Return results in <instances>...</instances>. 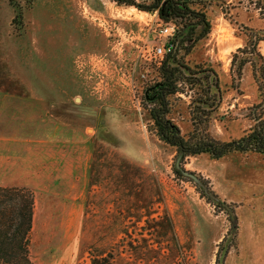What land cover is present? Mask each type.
I'll use <instances>...</instances> for the list:
<instances>
[{"label":"rangeland","instance_id":"rangeland-1","mask_svg":"<svg viewBox=\"0 0 264 264\" xmlns=\"http://www.w3.org/2000/svg\"><path fill=\"white\" fill-rule=\"evenodd\" d=\"M232 13L213 7L211 32L188 55L217 71L222 100L200 128L221 139L249 128L260 102L251 67L239 81L231 65L246 26L264 29V20L243 8ZM175 30L157 13L113 0H0V90L34 95L35 150L49 138L51 149L76 150L82 163L75 200L69 183L52 181L58 160L27 186L34 264H264V154L182 159L214 198L176 172L177 148L142 105L144 88L160 77L148 52ZM190 94L172 95L168 115L186 136L195 126Z\"/></svg>","mask_w":264,"mask_h":264},{"label":"trees","instance_id":"trees-1","mask_svg":"<svg viewBox=\"0 0 264 264\" xmlns=\"http://www.w3.org/2000/svg\"><path fill=\"white\" fill-rule=\"evenodd\" d=\"M113 1L157 13L160 20L175 26V34L170 38L172 46L159 61L160 77L144 88L142 99L159 137L175 146L179 154L183 152L182 159L201 153L213 158L233 152L264 154V54L260 49L264 29L246 26L249 31L246 44L238 48L232 58L233 79L241 81L246 67H251L260 96V102L251 109L253 124L238 137L221 139L206 128H200L212 121V113L220 106L223 95L217 71L204 63L193 64L188 58L195 44L211 32L213 7H218L225 16L235 15L232 9L243 8L257 12L264 20V0H235L234 4L227 0ZM190 91L195 126L186 136L168 115L172 107L170 97ZM175 170L182 175L177 168ZM33 214L34 195L30 189L0 187V264H34L29 249Z\"/></svg>","mask_w":264,"mask_h":264},{"label":"crops","instance_id":"crops-1","mask_svg":"<svg viewBox=\"0 0 264 264\" xmlns=\"http://www.w3.org/2000/svg\"><path fill=\"white\" fill-rule=\"evenodd\" d=\"M23 92L18 93L16 88L7 90L5 87L0 90V187H30L35 182L36 176L41 179L40 174L49 173L51 160L53 167L58 166V160L62 163L61 168H58L60 173L56 180L52 181L69 183V188L65 184V189L74 194L69 193L66 196L75 200L76 189L81 193L82 188L80 155H76V150L72 154L69 149H63V153L51 149L49 138L42 139V146L45 147L35 150L32 137L35 98L32 93L28 94V90ZM41 107L44 116V108ZM45 108V113H48V106ZM45 116L48 117L47 114Z\"/></svg>","mask_w":264,"mask_h":264},{"label":"water","instance_id":"water-1","mask_svg":"<svg viewBox=\"0 0 264 264\" xmlns=\"http://www.w3.org/2000/svg\"><path fill=\"white\" fill-rule=\"evenodd\" d=\"M183 158V152H180L178 158H177V161H176V168L177 170L184 176L188 177V178H191L194 182H196L199 186H201L205 192H208V194L214 198H216V196L212 193V192H209L208 191V188L206 187V185L203 183L202 179L197 176L196 174H194L193 172L189 171V170H186L184 168H182L180 165L181 163V160ZM228 210L230 211V214H231V217H232V220H233V227L236 228L237 225H238V220L237 218L235 217L234 215V212L233 210L230 209L229 206H227Z\"/></svg>","mask_w":264,"mask_h":264},{"label":"built area","instance_id":"built-area-1","mask_svg":"<svg viewBox=\"0 0 264 264\" xmlns=\"http://www.w3.org/2000/svg\"><path fill=\"white\" fill-rule=\"evenodd\" d=\"M162 32L172 34L171 32H169V28H167V27H165L162 30ZM171 46H172V44H171L170 40L163 45L155 46L152 53L148 52L149 53V59L159 62L160 58L161 59L163 58L164 54L166 53L167 50H169L171 48Z\"/></svg>","mask_w":264,"mask_h":264}]
</instances>
